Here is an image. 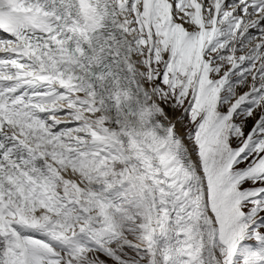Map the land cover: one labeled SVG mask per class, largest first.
<instances>
[{
	"label": "snow or ice",
	"instance_id": "1",
	"mask_svg": "<svg viewBox=\"0 0 264 264\" xmlns=\"http://www.w3.org/2000/svg\"><path fill=\"white\" fill-rule=\"evenodd\" d=\"M0 264H264V0H0Z\"/></svg>",
	"mask_w": 264,
	"mask_h": 264
},
{
	"label": "rangeland",
	"instance_id": "2",
	"mask_svg": "<svg viewBox=\"0 0 264 264\" xmlns=\"http://www.w3.org/2000/svg\"><path fill=\"white\" fill-rule=\"evenodd\" d=\"M186 26H187V25H186ZM246 89H247V88L239 87V88H238V92L242 93V92H244V91H247ZM158 102L161 104V106L164 107L165 111L168 112V113H171V114H172V113H179V112H181L180 110L173 109V108L170 106V104H166V103H164L163 101H160V100H158ZM253 122H254V121L249 120V122H248V127H249V129H250V127H251V125H252ZM181 129H182V132L185 131V129L183 128V126H181ZM101 258H104V257L102 256Z\"/></svg>",
	"mask_w": 264,
	"mask_h": 264
},
{
	"label": "bare ground",
	"instance_id": "3",
	"mask_svg": "<svg viewBox=\"0 0 264 264\" xmlns=\"http://www.w3.org/2000/svg\"><path fill=\"white\" fill-rule=\"evenodd\" d=\"M146 87H148L149 85L148 84H146L145 85ZM158 102V101H157ZM159 103V102H158ZM163 107V106H162ZM166 112V111H165ZM167 114H168V116H169V118H170V122L172 121V120H176L179 116H180V114H181V112H179V113H168V112H166ZM181 126L182 125H180L179 123L177 124V130L183 135L184 134V132H182V129H181Z\"/></svg>",
	"mask_w": 264,
	"mask_h": 264
}]
</instances>
